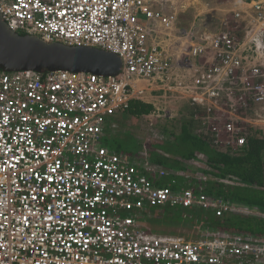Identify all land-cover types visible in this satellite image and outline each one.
Here are the masks:
<instances>
[{"label": "built area", "instance_id": "2783aa9c", "mask_svg": "<svg viewBox=\"0 0 264 264\" xmlns=\"http://www.w3.org/2000/svg\"><path fill=\"white\" fill-rule=\"evenodd\" d=\"M211 1L0 0L18 34L122 60L114 77L0 71V264H264L261 239L191 240L142 227L133 213L146 205L217 217L237 209L159 187L150 167L103 145L105 126L117 128L116 116L153 85L163 117L176 116L166 101L188 100L202 123L196 134L221 153L241 152L264 132V0H242L247 9L232 11L216 32L197 29L199 19L179 28V17ZM158 134L148 140L164 139Z\"/></svg>", "mask_w": 264, "mask_h": 264}, {"label": "trees", "instance_id": "16d2710c", "mask_svg": "<svg viewBox=\"0 0 264 264\" xmlns=\"http://www.w3.org/2000/svg\"><path fill=\"white\" fill-rule=\"evenodd\" d=\"M190 16L191 12L182 15V23L179 22V26L188 28L191 21ZM203 21L204 19H201L199 25ZM213 26L211 21H207L202 28L211 29L212 27L216 30ZM152 111L154 112L155 109L151 105L141 101H132L127 114L140 117L149 115ZM181 121L180 135L175 136L173 142L170 141L161 146L152 145L150 149L146 150L151 158L150 166L159 167L160 171H165V174L159 172V177L167 178L168 171L183 169L185 164L197 158V154H205L207 161L203 172L206 175L237 185L217 181L189 180L188 184L179 186L182 181L176 182L174 180L176 177L172 178V176H168L169 179H173L170 184L156 185L159 187L169 186L174 191L192 189L196 193L204 194L212 199H223L237 210L217 217L213 211H205L199 208L181 207V210L178 211L176 207L168 205H146L144 209L136 211L138 212L135 216L136 220L145 229L158 234L189 238L188 234L180 232L185 230L193 234L198 232L194 239L201 238L204 233H210L214 236L227 235L264 240V137L261 136L263 133L257 131L251 135L248 147L241 152L235 154L221 153L210 144L209 140L194 134L197 122L193 118H185ZM129 139L130 142L128 143L113 141L110 147L107 143L104 146L123 156H131V152H136L140 144L132 138ZM165 155L171 158H167ZM150 180L152 179L150 178ZM177 229L180 231L176 232ZM250 261V263H255L256 259L252 258ZM258 264L261 263L258 262Z\"/></svg>", "mask_w": 264, "mask_h": 264}, {"label": "crops", "instance_id": "0c3cea01", "mask_svg": "<svg viewBox=\"0 0 264 264\" xmlns=\"http://www.w3.org/2000/svg\"><path fill=\"white\" fill-rule=\"evenodd\" d=\"M207 8L209 9V11H206V12L203 11V13L205 14L204 16L200 15V14H196L197 11L192 13V15L190 16L191 17L190 22H194L195 20H198V19L201 20V19H205V18H206L205 23H207L208 20L212 21L213 20L212 17L215 14L214 12H216V11H220L224 14V16H226V15L230 14L232 11H243V10L247 9L245 3L242 0H229V1L212 0L209 3V6ZM199 11H201V10H199ZM183 15H185V14H183ZM215 18H218V17H215ZM185 19H186V17H185ZM218 20H221V19H215L214 22L221 23V21H218ZM179 22L182 23L181 17H179ZM178 26H179V24H178ZM179 28L184 29V27H180V26H179ZM200 31L204 32V33L207 31L208 32H216V30L213 29L212 27H211V29L206 28V27L201 28ZM142 86H143V84L140 85V87H142ZM158 90H159L158 85H155V86L153 85L152 88L150 89V91L148 93H146L142 99L143 103L151 105L152 107H154V109H155L154 103H156V105H157V111L155 110L156 113H160L161 111H163V109H161V107L164 104V103H161V100L157 99L158 96H161V94H162L161 93L162 91L159 92ZM166 103L168 104L167 101H166ZM170 104H172V103H169L168 105H170ZM175 107H177L175 109L183 108L184 111H187V112H185V115H182L183 117L180 120H183L185 118L186 119L193 118V120L197 122L196 130L202 126L200 119H198V120L196 119L197 118L196 117L197 115H195V114H197L196 109L193 108L191 106V104H189L188 100L176 102ZM172 110H174V109H172ZM177 113H178V111H177ZM152 117L157 119V114L154 115L153 111L149 115H143L140 117L129 115V114H127V112L124 115L122 114V115L116 116V118L113 120V123L116 124L117 128L111 129L109 125H106L104 128L105 137L103 140V145L106 146V143H107L108 146L110 147V144L113 141H123V142L128 143V142H130L129 138H132L136 142H138V144H140L139 149L138 150L136 149V152L135 151L131 152V156H129L132 163L137 165L138 167H145V166L149 167L151 164V162H150L151 158H150V155H148V153L146 152V150L150 149L152 145L153 146L154 145L161 146V145H164L165 143H168V142H166L167 140H164L162 138L157 139V140L155 139L153 141L148 140V138H150L149 137L150 131L152 133H155V131H157V133H160V132H163V134L165 133L163 130L156 129V127L154 128L155 129L154 131L151 129L152 124L151 123L149 124L148 122L152 121L151 120ZM181 122L179 123L178 130L176 131L177 133L175 136L180 135ZM165 126H166L165 124L159 125L160 128H163ZM196 130L194 131V134H196ZM175 136L171 137V138H173V140H170L171 142L174 141ZM144 139H145V141H144ZM201 155H203V154H197L196 155L197 158L195 160L190 161L187 164H185L183 169H173V170L168 171L166 174L167 178H164V179L160 178L158 175V173L160 172L159 167L150 166V168H149L150 173L148 174V177H150L155 182V184H159V185H161L162 183H166V185L170 184L171 180H173V179H169L168 176H172V178L176 177V178H174V180L176 182L178 180L182 181L181 183H179V186L180 185L182 186L183 184H188L189 180H196V181L203 180V181L215 182L217 178L206 175L203 172L206 168V165H205V162L202 159V157H200ZM204 156L206 157L205 154H204ZM165 157L171 158L168 155H165ZM198 160H200L199 163L197 162ZM151 171H153V172H151ZM137 213L138 212L133 213L134 216H137Z\"/></svg>", "mask_w": 264, "mask_h": 264}, {"label": "water", "instance_id": "95a60500", "mask_svg": "<svg viewBox=\"0 0 264 264\" xmlns=\"http://www.w3.org/2000/svg\"><path fill=\"white\" fill-rule=\"evenodd\" d=\"M121 67V58L107 51L47 43L36 35L18 34L8 27L0 11V71L2 72L29 71L43 75L70 72L114 77L119 75Z\"/></svg>", "mask_w": 264, "mask_h": 264}, {"label": "rangeland", "instance_id": "374dc122", "mask_svg": "<svg viewBox=\"0 0 264 264\" xmlns=\"http://www.w3.org/2000/svg\"><path fill=\"white\" fill-rule=\"evenodd\" d=\"M183 1V0H182ZM199 10H201V11H199ZM197 11V12H196ZM203 11H209V9H205V8H199V9H197V10H195V9H191V10H189L188 12H191V15H192V13H194V12H196V14H200V15H205L204 13H203ZM215 14H214V18L212 17V21L211 20H208V21H211V23L214 25L213 27L214 28H216L217 30H220L221 29V23H219V22H214L215 21V19H221V20H218V21H222V19L224 20L225 19V17H227V15L226 16H224V14L222 13V12H220V11H216V12H214ZM209 14V13H208ZM202 16V17H203ZM215 17H218V18H215ZM205 20H206V18L204 19V21L201 23V25H198V27H200V28H202L203 27V24L205 23ZM217 25H216V24ZM216 25V26H215ZM161 103H163V102H161ZM169 103H172V104H170V105H168ZM167 104V103H166ZM168 108L170 109V110H172V109H174V110H172L174 113H175V115L176 116H172V118H164L163 117V115H164V113L161 111L160 112V116L161 117H159V118H157V119H155V118H151V120L152 121H150V122H148L149 124L151 123L152 124V126H151V129L154 131L155 129V127H156V129H158V130H163L165 133H164V140H167L166 142H170V140H172V136L174 137L175 135H176V131L178 130V126H179V123L181 122V120L180 119H182V112H187V111H184V109L183 108H180V109H175V108H177V107H175V104H176V101H174V102H168ZM164 105V104H163ZM162 105V107H161V109H164L165 108V106H163ZM179 108V107H178ZM177 111H178V113H177ZM154 115H156V114H154ZM158 115V114H157ZM178 115V116H177ZM163 124H165L166 126L165 127H163V128H160L159 127V125H163ZM150 126V125H149ZM165 128V129H164ZM155 133L157 134V135H159L158 133H157V131H155ZM153 135V133L150 131V135H149V137L151 138V136ZM262 137H264V132H263V135H261ZM145 137V136H144ZM148 138V137H147ZM152 138H153V136H152ZM157 139V138H156ZM144 141H145V139H144ZM177 208V210L178 211H180L181 210V207H176ZM176 232H178V231H180L179 229H177V230H175ZM181 233H186V234H188V236H190L188 239H191V240H193L194 238H195V236H197L198 235V232H195V233H197V234H193V233H191V232H189V231H180ZM193 238V239H192Z\"/></svg>", "mask_w": 264, "mask_h": 264}, {"label": "clouds", "instance_id": "9594fccd", "mask_svg": "<svg viewBox=\"0 0 264 264\" xmlns=\"http://www.w3.org/2000/svg\"><path fill=\"white\" fill-rule=\"evenodd\" d=\"M199 22L197 23V26H198ZM200 28V27H199Z\"/></svg>", "mask_w": 264, "mask_h": 264}]
</instances>
